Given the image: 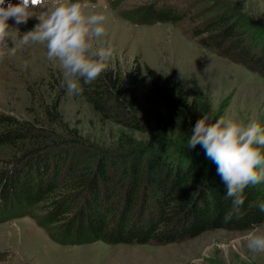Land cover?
Returning <instances> with one entry per match:
<instances>
[{
    "label": "trees",
    "instance_id": "obj_1",
    "mask_svg": "<svg viewBox=\"0 0 264 264\" xmlns=\"http://www.w3.org/2000/svg\"><path fill=\"white\" fill-rule=\"evenodd\" d=\"M185 1L190 5L180 9L174 0H150L120 14L136 24L185 23L201 47L264 76V24L222 0ZM148 72L151 88L143 103L119 70L107 67L92 84L81 80L79 95L102 118L151 135L145 143L127 138L125 150L94 149L75 136H55L43 124L0 113L2 214L33 217L62 245H165L208 230L264 225L257 206L264 185L246 188L240 215L226 221L231 200L217 165L200 145L187 148L197 121L214 113L204 94L195 90L190 96L178 77ZM141 104L163 112L142 110ZM51 109L56 116L55 104Z\"/></svg>",
    "mask_w": 264,
    "mask_h": 264
},
{
    "label": "rangeland",
    "instance_id": "obj_2",
    "mask_svg": "<svg viewBox=\"0 0 264 264\" xmlns=\"http://www.w3.org/2000/svg\"><path fill=\"white\" fill-rule=\"evenodd\" d=\"M111 1L79 0L87 6L86 14L106 16V35L98 38L97 47L112 49L107 67L119 70L125 85L133 82L139 103L151 88L148 70L153 69L167 80L178 77L190 96L195 90L201 91L218 118L229 115L245 123L255 119L264 126V76L201 47L188 35L185 23L136 24L121 16V11L150 0H123L115 6ZM174 1L180 9L190 5L189 1ZM222 1L264 24V0ZM19 2L5 0V6ZM57 2L46 0L44 7ZM32 11L39 15L42 9L38 5ZM39 22L32 17L26 24L17 25L11 19L9 25L18 29L13 35L19 39ZM7 43L9 49L0 56V113L43 124L55 136H75L94 149L125 150L122 145L127 138L145 143L151 137L102 118L85 98L69 94L62 83L64 71L58 61L47 59L46 45L29 43L12 52L13 42ZM54 104L56 116L50 115ZM139 107L163 112L147 104ZM2 212L0 209V264H264V253L251 252L246 240L253 231L264 233V225L245 231L208 230L165 245L102 241L62 245L53 241L33 217H10Z\"/></svg>",
    "mask_w": 264,
    "mask_h": 264
},
{
    "label": "clouds",
    "instance_id": "obj_3",
    "mask_svg": "<svg viewBox=\"0 0 264 264\" xmlns=\"http://www.w3.org/2000/svg\"><path fill=\"white\" fill-rule=\"evenodd\" d=\"M46 0H20L17 4L0 0V56L29 43L43 44L47 59L59 62L64 71L63 85L69 94L79 95L85 84H92L107 68L112 55L111 48L97 47L98 38L106 35L102 13L86 14V5L79 0H58L44 7ZM40 6L42 11L34 15L32 9ZM32 17L40 21L34 30L17 39L9 20L17 25L26 24ZM200 145L206 157L217 165V173L226 184L225 199L231 200V208L225 215L230 221L239 216L245 203V189L264 185V126L255 119L245 123L233 116L215 118L214 113H204L191 130L187 148ZM264 211V201L257 205ZM247 248L253 253H264V233L251 232Z\"/></svg>",
    "mask_w": 264,
    "mask_h": 264
}]
</instances>
